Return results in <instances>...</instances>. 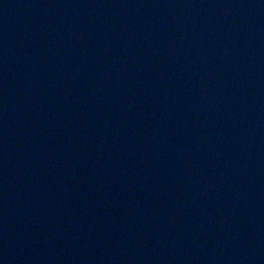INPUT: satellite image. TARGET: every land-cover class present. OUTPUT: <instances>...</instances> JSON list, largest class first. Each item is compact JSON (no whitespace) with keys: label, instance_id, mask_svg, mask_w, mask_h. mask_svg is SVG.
<instances>
[{"label":"water","instance_id":"95a60500","mask_svg":"<svg viewBox=\"0 0 264 264\" xmlns=\"http://www.w3.org/2000/svg\"><path fill=\"white\" fill-rule=\"evenodd\" d=\"M0 264H264V0H0Z\"/></svg>","mask_w":264,"mask_h":264}]
</instances>
